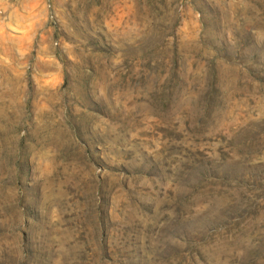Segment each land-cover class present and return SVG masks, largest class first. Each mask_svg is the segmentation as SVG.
Instances as JSON below:
<instances>
[{
    "label": "rangeland",
    "instance_id": "obj_1",
    "mask_svg": "<svg viewBox=\"0 0 264 264\" xmlns=\"http://www.w3.org/2000/svg\"><path fill=\"white\" fill-rule=\"evenodd\" d=\"M0 264H264V0H0Z\"/></svg>",
    "mask_w": 264,
    "mask_h": 264
}]
</instances>
